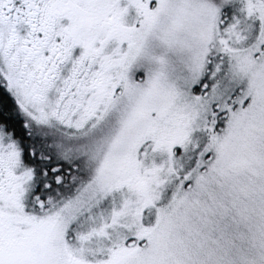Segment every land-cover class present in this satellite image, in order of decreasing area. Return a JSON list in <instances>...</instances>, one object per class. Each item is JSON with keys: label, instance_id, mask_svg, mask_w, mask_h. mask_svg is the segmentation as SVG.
<instances>
[{"label": "snow or ice", "instance_id": "snow-or-ice-1", "mask_svg": "<svg viewBox=\"0 0 264 264\" xmlns=\"http://www.w3.org/2000/svg\"><path fill=\"white\" fill-rule=\"evenodd\" d=\"M0 264H264V0H0Z\"/></svg>", "mask_w": 264, "mask_h": 264}]
</instances>
